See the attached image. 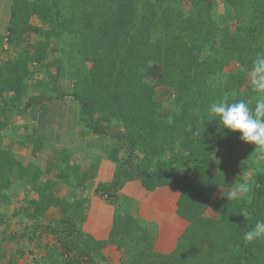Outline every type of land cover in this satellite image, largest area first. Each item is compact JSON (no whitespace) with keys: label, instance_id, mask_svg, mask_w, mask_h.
<instances>
[{"label":"trees","instance_id":"obj_1","mask_svg":"<svg viewBox=\"0 0 264 264\" xmlns=\"http://www.w3.org/2000/svg\"><path fill=\"white\" fill-rule=\"evenodd\" d=\"M259 52L264 0H11L0 33V232L13 256L111 264L104 249L115 246L119 264H264V239L243 238L264 220V150L208 111L224 97L255 108L264 94L252 90L249 73ZM69 55L86 73L59 93ZM55 95L76 100L84 127L112 141L115 172L92 194L113 208L105 240L84 230L91 197L81 166L56 158L43 168L35 162L43 143L26 126L17 144L32 146V162L23 165L4 146L3 132ZM136 181L149 192H179L176 213L189 225L169 254L155 251V229L122 194ZM63 183L67 196L57 189ZM52 211L59 217L44 224ZM19 218L25 226L16 231Z\"/></svg>","mask_w":264,"mask_h":264},{"label":"crops","instance_id":"obj_2","mask_svg":"<svg viewBox=\"0 0 264 264\" xmlns=\"http://www.w3.org/2000/svg\"><path fill=\"white\" fill-rule=\"evenodd\" d=\"M66 57L69 66L73 67V69L77 67L76 70L79 73L73 71L69 79L67 69L62 63L58 71L60 77L59 82L61 86L72 89L74 83L84 76L86 70L79 57L75 55ZM75 61L78 63H75ZM55 96L52 100L33 105L18 120L16 125L8 127L3 132L4 145L8 144L9 142L5 143L6 140L11 141L10 138L14 135H16L18 140L24 134V126L35 131L41 140L53 139L57 143L66 142L74 146L76 145L77 147L75 146L73 148L75 154L72 157L71 163L81 166L82 172L86 173L88 177L86 184V187H88V196L91 195L90 207L87 212L88 219L84 225V230L98 240H105L108 238L111 229L113 208L106 205L102 200L92 197V194L98 183L109 182L115 172V165L108 159V155L112 149V141L104 137L99 138L84 127L80 121V105L71 96L64 98L58 95ZM62 122H64L63 125H61ZM17 140L14 144L12 142L5 147L10 146L16 158L23 165H27L30 161L25 163L19 157L22 154L21 151L24 149L27 150V147L23 148L19 146ZM80 147L83 148L81 149ZM77 153L79 156L76 155ZM38 156H40L39 153ZM45 158L46 162L40 164L43 168H48L56 162L54 156L48 155ZM53 175L51 174L52 177ZM57 189H59L61 196H67V192L71 188L68 184L63 183L59 184ZM122 194L136 203L137 212L135 213L146 221L150 227L152 226L155 229V251L162 254L171 253L176 247L177 240L189 225L187 221L181 219L176 213L179 192L171 187L158 188L154 192H149L144 188L142 182L136 181L127 183L122 190ZM83 195L87 196L86 194ZM53 212L54 214L56 213V216L59 215L57 211H52L50 214H53ZM50 214L49 216H51ZM207 215L214 217L215 212L210 209ZM0 237L2 241L4 238L2 236ZM5 245L8 248H3V251H8L9 254L7 253L5 255V252L0 254V264H22V262H29L26 258L19 260L11 255L16 250L14 245L9 242H6ZM119 253L115 246H108L104 249L106 256L108 254L115 255ZM111 264L117 263L112 262Z\"/></svg>","mask_w":264,"mask_h":264},{"label":"clouds","instance_id":"obj_3","mask_svg":"<svg viewBox=\"0 0 264 264\" xmlns=\"http://www.w3.org/2000/svg\"><path fill=\"white\" fill-rule=\"evenodd\" d=\"M252 90L264 94V52H259L252 62L249 73ZM208 111L218 118L219 125L230 133H239L240 139L247 144L255 145L264 150V95L256 100L255 108H251L244 100L229 103L228 98L214 101ZM246 191L239 188L231 193L233 197ZM244 240L253 242L264 239V220H258L255 225L244 233Z\"/></svg>","mask_w":264,"mask_h":264},{"label":"rangeland","instance_id":"obj_4","mask_svg":"<svg viewBox=\"0 0 264 264\" xmlns=\"http://www.w3.org/2000/svg\"><path fill=\"white\" fill-rule=\"evenodd\" d=\"M10 5H11V0H0V33H5V30H6V27H7V25H8V20H9V14H10ZM33 23L34 24H39V22H38V20H36V19H33ZM6 48V47H5ZM13 55V52H11V51H5V53L3 54V57L4 58H8V57H10V56H12ZM61 62L63 63H61L63 66H65L66 67V69H67V76H68V78L70 79L71 78V76H72V73H73V71H76V72H78L76 69H77V67L75 68V69H73V67H71V66H69V64L67 63V57L66 56H64V57H62L61 58ZM75 63H78L77 61H75ZM54 72H55V70H54ZM79 73V72H78ZM78 80H80V79H78ZM77 80V81H78ZM53 85H54V83H52ZM61 86V85H60ZM59 85H58V88H57V90L59 91V93H64V91L63 90H67V87L66 86H61L60 87ZM54 91H56V89L54 90ZM57 92V91H56ZM63 123L64 122H62L61 123V125H63ZM99 138H102V136L101 137H99ZM11 139V141H7L6 140V142L5 143H8V144H5L4 146H7V145H9V144H11L12 142H13V144H14V142L17 140V138H16V135H14L13 137H11L10 138ZM40 140V142H42L43 143V150L41 151V152H39V155L40 156H38L37 157V160H35V162H38V164L40 165L41 163L43 164V163H45L46 162V156H48V155H50V156H54L55 158H59V159H62L64 162L65 161H70L71 162V160H72V157H74V152H73V148L76 146H74L73 144H71V143H61V142H56V141H54L53 139H47V140H41V139H39ZM31 147L32 146H27V150L26 149H24V150H22L21 152H22V154L21 155H19V157L25 162V163H27L28 161H30V162H32L33 160H34V158H33V156H32V153H31ZM77 147V146H76ZM81 149L83 148V147H80ZM85 149V148H84ZM89 153V152H88ZM77 156H79L78 155V153L76 154ZM93 155V154H92ZM89 196H91V195H89ZM132 200V199H131ZM16 207H18L17 206V204L16 203H14L11 207H10V210L12 211L13 210V208H16ZM58 212V211H57ZM56 214V213H55ZM54 214V212H53V214H51V216H48V217H46L45 218V220H44V224H47V223H49V221L52 219V218H56V217H59V215H55ZM20 220V218L19 219H16V220H14V222H13V224H12V228L13 229H15L16 231H21V229L25 226L24 224H20L19 221ZM0 236H2V233L0 232ZM1 238V237H0ZM51 239V237H49L46 241H48V240H50ZM6 242L8 243V240H7V238H4L2 241H1V239H0V254H3V252H5V251H3V248H8V246L7 245H5L6 244ZM6 254L5 255H7V253L9 254V252L8 251H6L5 252ZM39 254H40V252H39ZM38 254V255H39ZM11 255H13L12 253H11ZM108 256V261L110 262V263H117V264H119V262H120V259H121V254L119 253V254H115V255H110V254H108L107 255ZM16 257H18V256H16ZM32 257V256H31ZM13 259H15L14 257H13ZM17 259H19V260H21V259H24V257H22V258H17ZM22 262V261H21ZM26 262V261H25ZM22 264H29V263H23L22 262Z\"/></svg>","mask_w":264,"mask_h":264}]
</instances>
